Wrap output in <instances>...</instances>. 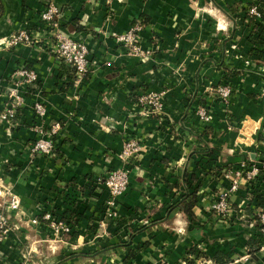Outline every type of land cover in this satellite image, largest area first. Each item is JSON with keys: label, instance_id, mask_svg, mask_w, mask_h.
<instances>
[{"label": "crops", "instance_id": "0c3cea01", "mask_svg": "<svg viewBox=\"0 0 264 264\" xmlns=\"http://www.w3.org/2000/svg\"><path fill=\"white\" fill-rule=\"evenodd\" d=\"M49 1L0 0V40L21 30L41 36L33 47L0 46V109L20 66L39 79L22 87L25 106L11 134L0 122V208L15 225L0 245L1 263L233 264L250 253L247 264H264L253 226L264 172L254 185L242 180L229 223L210 212L214 192L230 186L228 169L264 163V63L252 54L251 28L232 19L252 0H51L63 29L90 50V72L79 83L42 30ZM137 20L148 23L142 48L153 53L146 61L116 42ZM230 83L237 96L227 109L207 96ZM146 91L166 92L163 117L143 115L137 101ZM35 101L46 106L43 119ZM202 106L212 115L209 124L198 116ZM58 122L54 154L32 153L39 140L33 127L48 130ZM129 138L142 150L118 199L120 217L102 227L109 194L98 180L122 166ZM193 174L194 220L178 207ZM10 194L20 198V211H9ZM47 210L75 237L57 238L43 218Z\"/></svg>", "mask_w": 264, "mask_h": 264}, {"label": "built area", "instance_id": "2783aa9c", "mask_svg": "<svg viewBox=\"0 0 264 264\" xmlns=\"http://www.w3.org/2000/svg\"><path fill=\"white\" fill-rule=\"evenodd\" d=\"M51 1V0H50ZM48 2L41 14V21L43 32L48 36L52 46V53L62 62L70 66L76 74V83L82 81L90 72V50L82 40L72 38L61 24L62 12L55 4ZM251 15L261 19V14L257 7H252ZM145 26L143 21L137 20L130 30L122 35L116 37V42L122 45L127 50L129 56L139 58L141 60H148L152 55L151 50H144L142 48L141 34ZM40 32L38 35H30L26 30H21L17 34L11 36L7 40H0V46H8L16 48L19 46L33 47L41 42ZM17 81L14 87L9 92V99L4 108L0 109V122L5 123L9 127L11 134L12 129L16 126L15 122L18 120L21 109L25 106V97L22 93V87L33 86L38 83V74L28 69L26 66H20L15 71ZM165 91H146L138 98V105L141 107L143 115L146 117H163L164 104L163 98ZM210 99L219 101L226 109L234 97L233 89L228 84H220L209 89L207 94ZM33 110L38 119H43L46 116V106L42 101H35ZM198 116L202 122L209 124L212 120V115L207 106H202L198 110ZM39 135L37 140L31 147L32 153H40L51 157L56 150L54 137L62 129L60 122L54 124L50 129L46 130L43 126L36 125L33 127ZM142 150L141 143L136 138H129L124 144L123 152L120 156L122 166L118 169L110 171L103 179L98 182L102 184L108 191L109 197L106 202L105 218L100 221L102 227L106 224V219L115 220L120 217L118 212V199L123 196L129 187L131 168L134 161H136ZM230 180L228 188L220 189V191L213 196L210 205V212L216 220L222 223H229L232 218V197L240 190L242 180L248 186L254 185L259 179L261 172L258 166L252 168L242 164L240 168L225 174ZM21 200L18 196L10 194L7 207L10 212H18L21 209ZM45 221L48 222L53 234L57 238L72 233V228L67 222L59 217L54 216V212L47 210L43 215ZM34 223H37L35 220ZM259 226L260 231V251H264V211L258 210L254 225ZM253 225V226H254ZM15 227L9 223V217L0 212V245L4 243L12 234ZM197 258V257H196ZM196 258H193L195 260ZM252 255L250 253L239 257L233 261V264H247L251 261ZM198 260V259H196ZM198 264H208L205 260ZM0 264L1 259H0Z\"/></svg>", "mask_w": 264, "mask_h": 264}, {"label": "trees", "instance_id": "16d2710c", "mask_svg": "<svg viewBox=\"0 0 264 264\" xmlns=\"http://www.w3.org/2000/svg\"><path fill=\"white\" fill-rule=\"evenodd\" d=\"M257 7L258 12L261 14V19H258L256 16L251 15L250 10L252 7ZM233 13V12H232ZM238 14V13H237ZM242 20L243 22L247 23V28H251L250 31V39L252 44L254 45V49L252 50V54L256 55L262 63H264V0H252L249 6L243 11L242 14ZM134 23V22H133ZM144 26H146L148 23L146 20H143ZM260 48V50L258 49ZM27 67V66H26ZM30 69L29 67H27ZM75 73V71H74ZM233 74V77H236ZM76 77V74H75ZM17 121L15 122V124ZM197 176L195 174L192 175V182L189 179L188 176H186V185L188 188V192L182 198L181 201L178 202V207L181 209V211L190 219L194 220L195 214H194V208L198 204V191L199 187L195 186V183L197 182ZM195 187L192 189V187ZM258 205L260 208L258 210L264 211V198L259 197L258 198ZM0 212L5 214L7 217H9V223L12 227H14V221L10 214H8L6 211L2 210L0 208ZM66 236H72L75 237V234H69ZM261 242V239H259V244ZM200 257V254L197 256ZM191 264H196L195 262H191Z\"/></svg>", "mask_w": 264, "mask_h": 264}, {"label": "rangeland", "instance_id": "374dc122", "mask_svg": "<svg viewBox=\"0 0 264 264\" xmlns=\"http://www.w3.org/2000/svg\"><path fill=\"white\" fill-rule=\"evenodd\" d=\"M232 19L234 20V22H235V24H236V26H239L240 28H242V27H245V26H247V23L245 22H243V20H242V12L240 13V15L238 16V15H236V16H232ZM232 89H233V95H234V97L235 96H237V90H236V88H235V86L233 85V83H230V84H228ZM211 100H213V99H211ZM218 101V100H217ZM247 167H250V168H252L253 166H258L259 168H260V172L261 173H263L264 172V163H262V165L260 164H255L254 165V163L253 164H251V165H246ZM238 169V168H237ZM233 170H235V169H233V168H231V170H227L223 175H225L226 173H229V172H232ZM220 190H218V191H215L214 192V195L215 194H217L218 192H219ZM213 195V196H214ZM213 216V215H212ZM218 223H222V221H220V220H216ZM253 221H255V217H254V219H253ZM254 227L255 228H259V226L258 225H254Z\"/></svg>", "mask_w": 264, "mask_h": 264}]
</instances>
